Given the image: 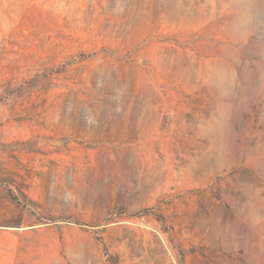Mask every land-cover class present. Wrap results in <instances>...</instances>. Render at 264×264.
Segmentation results:
<instances>
[{"label":"rangeland","instance_id":"1","mask_svg":"<svg viewBox=\"0 0 264 264\" xmlns=\"http://www.w3.org/2000/svg\"><path fill=\"white\" fill-rule=\"evenodd\" d=\"M0 264H264V0H0Z\"/></svg>","mask_w":264,"mask_h":264}]
</instances>
